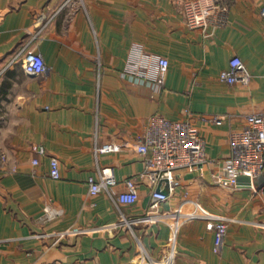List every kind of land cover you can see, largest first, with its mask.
Listing matches in <instances>:
<instances>
[{
	"label": "crops",
	"instance_id": "obj_1",
	"mask_svg": "<svg viewBox=\"0 0 264 264\" xmlns=\"http://www.w3.org/2000/svg\"><path fill=\"white\" fill-rule=\"evenodd\" d=\"M65 1L0 0V264H146L142 249L165 264H264V200L248 187L213 184V164L177 170L175 193L156 211L162 218L132 232L115 225L109 197L87 186L95 144L116 142L119 151L97 159L112 170L115 192L137 179L138 200L120 209L130 216L153 209V187L140 178L146 157L135 146L154 114L188 118L209 159L228 155L231 132L247 114L264 112V0H233L227 23L210 26V36L186 26L182 0ZM136 49L143 59L168 60L163 86L123 75L140 64ZM26 52L41 54L44 74L24 72ZM233 56L250 74L247 86L218 79ZM214 115L224 119L200 118ZM46 205L63 213L43 221ZM178 206L193 217L171 233ZM209 218L227 223L220 243Z\"/></svg>",
	"mask_w": 264,
	"mask_h": 264
},
{
	"label": "built area",
	"instance_id": "obj_2",
	"mask_svg": "<svg viewBox=\"0 0 264 264\" xmlns=\"http://www.w3.org/2000/svg\"><path fill=\"white\" fill-rule=\"evenodd\" d=\"M69 0H66L67 3ZM233 0H182L185 24L190 29H200L205 36H210L211 27L224 26L227 23L228 10ZM264 14V11H262ZM50 16L33 33L32 40L41 36L43 29L52 19ZM134 54L140 58V64H128L123 75L138 83L150 87H161L164 84L168 69V60L163 56L145 55L140 57L141 50H134ZM20 55L16 56V58ZM151 63L154 64L151 68ZM24 72L30 76H38L47 71L40 53L26 52L22 58ZM218 79L229 85L239 84L247 86L250 81V74L244 63L238 56H233L228 61V66L218 74ZM202 120L221 122L222 115L211 117H200ZM230 150L226 157L219 160L209 159L206 153V143L200 130L188 118L171 120L164 116L154 114L148 118L145 131L138 137L135 146L139 154L144 155V168L140 178H146L153 189L151 191V207L142 215L130 216L125 214L121 205H132L138 200L137 179L129 177L124 179L125 189L115 192L117 184L110 167H102L98 163V155L102 153H113L120 150L121 145L110 142L94 146L96 170L87 178L88 192L91 195L104 192L111 202L118 209V220L116 226H121L132 232L133 226L137 223H153L162 218V213H156L160 203L167 201L175 193L178 186L176 171L179 169H195L206 164H213L214 168L210 173V180L213 184L228 188L248 187L255 193L260 194L264 200V181L256 184L257 178L264 174V112L250 113L245 116V123L230 134ZM38 152L43 153V148L38 147ZM36 158L32 164H37ZM50 176L59 178V162L54 156L50 157ZM247 176L249 181L239 183V176ZM167 186L168 191L164 192ZM63 211L46 205L43 208L42 220L49 221L60 216ZM156 213V214H155ZM169 227L171 233L177 226L192 218V214H184L180 206L171 213ZM208 230H214L217 236V243L222 241L227 230V223L220 219L209 218L205 224ZM173 235L169 236V240ZM142 258L146 264H165L161 259H154L146 250L142 249Z\"/></svg>",
	"mask_w": 264,
	"mask_h": 264
},
{
	"label": "water",
	"instance_id": "obj_3",
	"mask_svg": "<svg viewBox=\"0 0 264 264\" xmlns=\"http://www.w3.org/2000/svg\"><path fill=\"white\" fill-rule=\"evenodd\" d=\"M237 181H238L239 183H244V182H247V183H248L249 179H248L247 176H243V175H241V176H239V177L237 178ZM262 181H264V174H262L261 176H259V178H257V180H256L255 182H256V184H260ZM163 191H164V192H167V191H168L167 186L164 187Z\"/></svg>",
	"mask_w": 264,
	"mask_h": 264
}]
</instances>
